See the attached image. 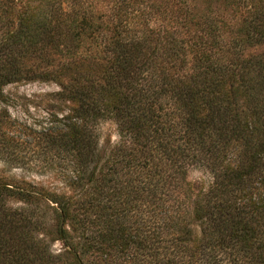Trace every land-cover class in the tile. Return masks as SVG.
Wrapping results in <instances>:
<instances>
[{
	"label": "trees",
	"instance_id": "1",
	"mask_svg": "<svg viewBox=\"0 0 264 264\" xmlns=\"http://www.w3.org/2000/svg\"><path fill=\"white\" fill-rule=\"evenodd\" d=\"M57 158L66 191L0 172V264H264V0H0V160Z\"/></svg>",
	"mask_w": 264,
	"mask_h": 264
},
{
	"label": "rangeland",
	"instance_id": "2",
	"mask_svg": "<svg viewBox=\"0 0 264 264\" xmlns=\"http://www.w3.org/2000/svg\"><path fill=\"white\" fill-rule=\"evenodd\" d=\"M75 15L79 17L80 13L77 11ZM94 16H96V12H94ZM96 54V49H92L91 52L86 55L85 50L80 48L77 59H79V56H82L83 60L86 61V59L90 57L89 55L96 58ZM55 58L57 59L56 63L68 59L64 54H57ZM57 90H59V86L53 81H25L12 83L4 87V93L8 95L9 98L8 105L6 106L12 117L26 123L29 127L38 128L40 124L38 123L39 120L45 118L47 111L52 108L50 103H52L53 100L51 96L47 94ZM54 109H57L59 114L66 113V103L61 104L60 108L54 107ZM99 133L101 146L107 145V143H113L118 138L116 125L110 120L101 123L99 126ZM55 160H57L54 162L56 166L51 168L44 167L45 161L43 159H31L30 161L33 162L29 164V166L20 167L9 166L0 160V172L7 175V177H22L28 181L42 184L46 187H57L66 191L63 182L58 178L57 174L61 169L60 162L63 161L58 158ZM206 177L207 175L202 169L191 168L188 171V178L190 180L205 179ZM9 204L17 206L20 202L10 199ZM61 246V241H54L51 248L58 251L61 249Z\"/></svg>",
	"mask_w": 264,
	"mask_h": 264
}]
</instances>
